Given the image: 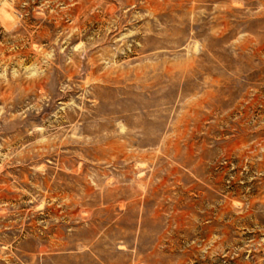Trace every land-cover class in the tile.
Returning a JSON list of instances; mask_svg holds the SVG:
<instances>
[{
	"label": "rangeland",
	"instance_id": "rangeland-1",
	"mask_svg": "<svg viewBox=\"0 0 264 264\" xmlns=\"http://www.w3.org/2000/svg\"><path fill=\"white\" fill-rule=\"evenodd\" d=\"M0 264H264V0H0Z\"/></svg>",
	"mask_w": 264,
	"mask_h": 264
}]
</instances>
